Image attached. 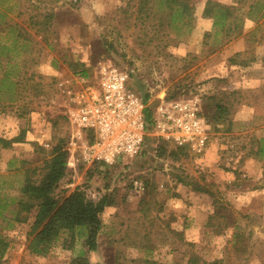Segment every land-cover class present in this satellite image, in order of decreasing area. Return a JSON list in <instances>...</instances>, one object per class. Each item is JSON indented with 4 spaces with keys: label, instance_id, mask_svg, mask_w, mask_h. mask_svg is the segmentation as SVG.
Listing matches in <instances>:
<instances>
[{
    "label": "rangeland",
    "instance_id": "obj_1",
    "mask_svg": "<svg viewBox=\"0 0 264 264\" xmlns=\"http://www.w3.org/2000/svg\"><path fill=\"white\" fill-rule=\"evenodd\" d=\"M187 1L190 13L169 22L165 0L146 6L141 0H0V27L18 26L27 35L0 33V138L27 130L24 143L0 147L6 217L0 223H13L1 230L8 242L3 264H68L86 250L77 238L72 249L63 248L70 242L63 233L47 255L32 254L35 211L25 222L10 221L27 169L39 166L58 140L68 150V170L54 196L82 185L94 201L114 200L100 215L90 262L185 264L192 251L205 261L264 264V0H210L238 9L243 25L229 37L215 18L202 16L208 0ZM46 13H52L48 26ZM103 62L129 75L152 114L171 100L195 101L210 126L206 150L177 152L153 137L141 157L89 170L69 145L60 83L92 76ZM215 98L232 105L228 119L217 123ZM5 106L15 113H4Z\"/></svg>",
    "mask_w": 264,
    "mask_h": 264
},
{
    "label": "built area",
    "instance_id": "obj_2",
    "mask_svg": "<svg viewBox=\"0 0 264 264\" xmlns=\"http://www.w3.org/2000/svg\"><path fill=\"white\" fill-rule=\"evenodd\" d=\"M64 86V114L72 126L69 145L80 161L112 166L140 157L147 137L203 153L210 126L192 100H171L145 118L148 102L129 85V75L103 62L91 75L76 74Z\"/></svg>",
    "mask_w": 264,
    "mask_h": 264
},
{
    "label": "trees",
    "instance_id": "obj_3",
    "mask_svg": "<svg viewBox=\"0 0 264 264\" xmlns=\"http://www.w3.org/2000/svg\"><path fill=\"white\" fill-rule=\"evenodd\" d=\"M148 2L149 0H141L143 6L148 5ZM165 4L170 10L169 22H171V18L174 15V19H176L183 14L188 15L190 13L189 2L187 0H165ZM175 6H178L179 9L181 8L178 14L172 13ZM237 10L234 7L223 6L217 2L208 0L203 8L202 16L204 18H215L214 24L219 25L221 30L224 31V34L229 37L231 34L239 33L243 25V19L234 15V11ZM51 14L52 13L45 14L44 21L42 22L43 24L46 23L48 26V21L46 20L51 18ZM263 14L264 13H261L260 17H262ZM2 16H4V14L0 13V18ZM30 18L31 22L34 23V17L32 16ZM42 27L43 26H40L37 29V33H43L44 28ZM16 28L17 29H13L8 27V25H4L0 27V33L4 31L13 33L16 30L15 37L17 39H27V35L23 33V29L18 26ZM44 40H46V38H44ZM236 55H238V53ZM229 61L238 64L235 61V57L229 59ZM141 97L147 101L146 96L141 95ZM215 99L216 101L211 119L217 123L228 119L232 110V105L227 104L223 100ZM3 111L4 113H15L13 107L8 106L3 107ZM151 115L152 110L148 107L145 111V118L148 123L151 122ZM26 132V129H21L11 139L0 138V147L8 149L13 144L24 143L26 140ZM146 139L148 143L153 137H147ZM161 142L166 144L163 141ZM183 149L186 148H174L177 152H182ZM260 151L261 154L264 153V146L261 147ZM144 152H146V149ZM68 155V150L63 141L58 140L56 144L51 146L49 156L43 159L39 166L27 169V171L30 170V172L25 173L22 180L16 207L9 211L12 215L10 221L16 223L25 222L28 214H30L31 211H35L31 226L32 237L27 245V249L30 253L42 256L47 255L49 248L59 239L60 235L67 233L70 242L65 244L63 248L72 249L75 238L82 239L86 246V250L80 251L68 264H94L89 261L86 255L97 250V237L102 228L100 215L107 206L114 204V200L112 197L105 195L97 201H94L87 196L85 188L82 185L76 186L66 196H54L53 193L59 182L67 175ZM97 165L100 164H94L89 167V170L97 167ZM35 175H37L38 178H34ZM0 191L2 190L0 189ZM2 199L4 198L0 197V202ZM4 211L5 207L0 203L1 219L6 218L4 216ZM1 224L2 223H0V264H3L8 249V242L1 233V230L3 228L12 227L13 223L8 222L4 227H2ZM138 263L156 264L145 259L139 260ZM185 264H222V262L219 259L205 261L195 252L190 251L187 255Z\"/></svg>",
    "mask_w": 264,
    "mask_h": 264
}]
</instances>
